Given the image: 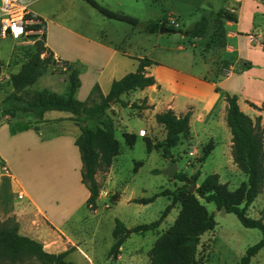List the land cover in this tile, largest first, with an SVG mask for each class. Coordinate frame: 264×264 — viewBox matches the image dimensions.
<instances>
[{"label": "rangeland", "instance_id": "rangeland-1", "mask_svg": "<svg viewBox=\"0 0 264 264\" xmlns=\"http://www.w3.org/2000/svg\"><path fill=\"white\" fill-rule=\"evenodd\" d=\"M97 1L117 12H123L120 9L125 8L126 14L130 15L132 14L130 12L133 14L135 12L139 18L147 21L158 16L162 9L160 4H155L152 0H141L139 4L134 0ZM261 1L245 0L241 4L232 3V6L235 5L238 10L241 6L244 7L245 12L241 21L245 29L248 30L249 24L253 21L255 27L261 26L264 31V17L258 13ZM31 9L44 14L49 30L47 40L50 45L63 56L72 59L70 63L79 70V73H87V76L84 77L85 84L78 90L76 98L80 101L89 100L92 91L87 89V80L91 82L96 76L93 62L88 60L90 53L96 51L97 48L92 41L103 38L107 42H113L112 44L122 45V39L131 32L130 24L105 17L86 0H39L31 6ZM184 13L182 17L177 18L181 24L179 29L183 31L202 18L200 14H196L197 17L194 20L191 18L195 15L194 9H186ZM162 37L161 44L165 48L155 49L156 53L167 56V62L175 64L178 68L192 69L195 74H200L207 68L206 62H208L213 70L217 71V74L225 76L230 73L228 61L235 66V70H232L233 73L240 74L247 70L244 59L236 61L239 56L237 52L239 45L233 40H231V46L236 50L225 51L223 54L221 44L214 50H203L208 49L209 36L201 40L196 48L191 46V38L182 36L181 32L164 33ZM39 40H45L43 31L35 30L29 32L23 39H18L14 35L0 39V73L3 72L4 77V80L0 82V102L6 94L13 90L10 84V75L18 72L21 65L35 51V45ZM154 41L155 38L147 40L144 36L131 35L127 43L123 45L135 55L146 56L152 50ZM254 46L255 44L249 46L243 37V52L248 54L253 52V55H250L252 60L258 64L264 63V50ZM46 55L47 53L43 54V56ZM79 58H84L88 63L83 65L78 61ZM46 69L58 72L62 76L68 73L67 65L64 63L56 65L50 63ZM256 73L260 74L258 71ZM59 77L58 75L45 74L36 82L34 88H55L59 93L66 92L67 87L63 89L64 83L59 80ZM48 80H55L57 83L51 85L47 83ZM258 82L260 86L256 88L252 86V92L259 91L264 86V78L259 79ZM28 91L33 93L31 88ZM96 95H94V99L98 101ZM179 100L183 102L185 99L181 96ZM111 105L108 114L115 120L120 151L114 157L110 168L98 172L97 179L101 184L100 196L102 197L97 201V209L93 210L85 204L71 219L66 230L83 242L81 246L85 252L91 254L93 249L88 251L87 247L94 248L95 256H90L95 260V264H151L150 251L152 247L156 240L175 223L182 210V200L188 192L194 193L201 183L213 173H218L220 180L228 183L231 190L247 181L248 176L235 163L232 133L228 127L226 115L223 120L222 111L216 115V122H218L216 125L210 126L208 130L202 128L200 130V126L195 125L194 131L190 130L189 133L181 136L180 142L173 148L172 154L167 155L164 150L166 139L164 126L156 122L151 123L142 116V109L147 106L145 100H134L132 111L122 110L123 106L115 101ZM117 109H120V113L117 112ZM66 115H71V113L51 111L47 117L57 118L66 117ZM260 118L261 125L264 127V120L262 117ZM29 119L35 120L33 116H29V118L3 123L0 117V160L4 161L3 153L7 150L12 153L14 151L4 141L2 129H7L10 125L13 127L23 125ZM253 119L256 121L258 116ZM51 123V125L42 128L43 133L52 137L51 140L54 141L48 142V145L53 146L51 155L47 157L39 155V151L32 148L35 142L31 141L29 143L31 153L29 146L24 144V147H18L13 161H5L9 172L14 173L15 166L17 169L15 172L20 180L35 191L44 186L46 181L64 186L68 180L79 181L82 178L83 162L73 136L66 134L69 132L67 120L62 119ZM88 125L92 129H96L99 122L90 120ZM142 130H145L146 133L143 134ZM59 134L63 135L58 136ZM128 134L132 136L127 138L125 135L128 136ZM148 141L150 142L149 146H147ZM208 147H212V150L208 157L203 159L204 151ZM33 152L38 153L32 155ZM41 157H44L49 166L54 163L53 168L46 171L47 174L39 168ZM50 161L54 162L49 163ZM170 163L177 166V173L171 177L163 173ZM179 173L186 175L187 179L177 178ZM193 182L196 183V187L195 191L191 192L189 188ZM154 195H158V197L151 203L142 204L139 202L141 199ZM174 196L179 197L180 200L162 220L158 228L147 232H132V229L140 224L158 220L167 206L172 203ZM200 201L206 205L208 211L214 215L217 221L215 229L206 232L201 237L198 247V258L201 263L240 264L247 248L262 239V231L258 228L245 227L236 214L223 209L218 210L214 202H207L205 199H200ZM247 214L264 220V188L249 207ZM118 219L127 227V238L121 248L122 257L117 260L110 255V250L115 243L113 230ZM73 259L80 264L87 263V260L79 253H76ZM24 264L40 263L27 261ZM250 264H264V249L253 257Z\"/></svg>", "mask_w": 264, "mask_h": 264}, {"label": "trees", "instance_id": "trees-1", "mask_svg": "<svg viewBox=\"0 0 264 264\" xmlns=\"http://www.w3.org/2000/svg\"><path fill=\"white\" fill-rule=\"evenodd\" d=\"M86 1L105 17L128 23L133 27L141 26L149 33H158L161 25H165L172 30L187 34L191 38L192 45L197 39L209 36L208 49H203L207 51L216 49L219 44L224 46L219 41L221 34L224 33L223 20L236 21L237 19L233 12L222 9L211 17L203 15L200 20L183 31L170 26L167 22L168 16L141 22L138 18L124 12L114 11L97 0ZM30 18L37 21L36 24L31 25L30 29L43 31L45 42L37 41L32 55L21 65L18 72L10 75L13 90L0 102V113L11 118L33 116L38 121H42L45 113L51 110L70 112L73 115L72 119L81 129L76 144L83 162L82 182L90 193L87 204L91 209H97V201L101 193V184L97 179L98 172L110 168L114 157L120 151L115 120L108 114V109L111 108L112 101L120 103L123 107L128 106L129 103L122 99L123 95L154 85L156 79L147 74L146 68L155 62L147 57L139 58V67L135 72L114 80L107 95L102 93L99 86L95 87L87 101H80L76 98L81 87L80 73L77 68L70 65L67 66L69 85L66 94H59L48 89L30 93L28 90L47 70V65L58 64L54 53L46 46L47 29L44 19L33 13ZM44 53L47 55L43 56ZM95 94H97L98 101L94 99ZM238 100L237 95H226V120L232 133L235 163L248 176V180L231 190L228 183L220 180L218 173H213L201 183L194 193L188 192L182 200V210L175 223L156 240L152 247L151 264H202L198 258L201 237L206 232L214 230L217 221L200 199L214 202L218 210L223 209L236 214L245 227L258 228L262 231V239L247 248L240 264H250L253 257L264 249V220L247 214L249 207L264 188V127L261 125V118L258 117L255 121L241 109ZM250 105L260 110L264 109V105L258 107L252 102ZM191 116V111L179 116L172 109L156 115V122L163 125L166 130L164 150L167 155L172 154L181 136L190 132ZM90 120H98L99 126L92 129L88 125ZM125 136L129 138L132 135ZM149 143L148 141L147 146ZM211 150L212 147L205 149L203 159L208 157ZM176 177L180 180L187 179L186 175L181 173ZM157 197L158 195H154L141 199L139 202L148 204L155 201ZM179 200V197L174 196L172 203L167 206L158 220L140 224L134 227L132 232H147L158 228ZM126 230V225L118 219L113 230L115 243L110 250V255L115 259L121 254L122 245L126 241ZM72 251L73 248L60 253L48 252L42 242L20 233V225L15 217L7 220L0 219V264H24L27 261L40 264H76L67 260Z\"/></svg>", "mask_w": 264, "mask_h": 264}, {"label": "crops", "instance_id": "crops-1", "mask_svg": "<svg viewBox=\"0 0 264 264\" xmlns=\"http://www.w3.org/2000/svg\"><path fill=\"white\" fill-rule=\"evenodd\" d=\"M39 1V0H38ZM37 1V2H38ZM135 3L139 4L141 0H134ZM155 4L162 6L161 13L158 14L154 19H162L165 16L173 15L176 19L182 17L186 9H194L195 15L191 18L194 20L197 15H208L213 16L214 13L226 9L233 12L236 15V21L224 19L223 28L224 33L221 34L219 41L224 45V52H231L236 50L231 46V40L238 43V58L244 59L247 66V70L243 73L236 74L230 72L225 76L217 74L216 70H213L212 66L207 63V68L200 74H195L192 69H181L175 64L167 62V56L156 53L155 49L165 48L161 44V38L163 34L160 31L158 33L146 32L141 26H131V32L122 39V45L112 44L113 42H107L106 39L100 38L92 41L96 46V51L90 53L88 60L93 62V69L96 71V76L93 81L88 82V91H93L95 87L99 86L102 93L107 95L110 92L112 83L114 80L121 79L125 75L131 72H135L139 67V58H150L155 63L146 68L147 74L152 75L156 79L154 85L148 86L144 89H138L122 96V99L129 103L128 106L122 107V110H133L132 103L136 99H143L146 101L147 106L142 109V116L147 118L151 123L156 122V115L160 112L168 109L174 110L177 115H184L188 111H191V131H194V126L199 125L200 130H208L210 126L216 125L217 113L222 111L223 120L227 113V101L226 95H237L239 105L241 109L249 114L252 118L255 116L262 117L264 120V109L260 110L250 105V102L256 104L258 107H263L264 104V86L259 91L252 92L251 87H259V79L264 78V63H259L252 60L250 55L243 52V37L247 40L249 46L255 44V48L264 50V31L260 27H255L253 21L249 24V29L243 27L241 21L244 15V7L240 9L232 3L241 4L245 0H152ZM36 3V2H35ZM34 3V4H35ZM33 4V5H34ZM121 11H127L125 8H121ZM33 14H36L46 20L44 14L40 11L32 10ZM125 13V12H124ZM133 17L138 18L137 14L130 12ZM258 13L261 17H264V0L260 2L258 6ZM135 15V16H134ZM153 19V18H151ZM148 19V20H151ZM113 20V19H111ZM46 23V21H45ZM194 24V23H193ZM192 24V25H193ZM47 35H46V46L54 53V58L57 63H64L67 66H73L70 62L72 59L67 56L60 54L53 46L48 42V26L46 23ZM132 36H144L145 39L151 40L155 38L152 50L147 53L146 56H138L133 54L123 44L127 43V40ZM187 36V34H182ZM88 39V38H85ZM204 39H197L192 47L196 48V45ZM256 42V43H255ZM258 45V46H257ZM211 51V50H210ZM171 58V57H170ZM166 59V60H165ZM66 60V61H65ZM78 61L85 65L88 63L84 58H79ZM230 66V62L227 61ZM19 71V70H18ZM260 72V74L256 72ZM45 74L58 75L59 80L64 83L63 89L67 87L68 91V75L62 76L58 72L45 70L43 75L38 79L40 80ZM87 73L83 74L80 72L81 87L85 84L84 77ZM4 80L3 72L0 73V82ZM38 80L36 82H38ZM219 80V81H218ZM218 81V82H217ZM30 87L33 91H40L48 89L53 92H57L55 88H39L35 89L34 85ZM48 84L55 85L57 81L48 80ZM262 86V84H261ZM80 89V88H79ZM65 91V90H64ZM66 92L59 94H66ZM262 91V93H259ZM6 94L2 100L7 96ZM184 97V101L181 102L180 97ZM1 100V101H2ZM129 100H131L129 102ZM58 111V110H51ZM48 111L42 121L27 120V122L20 126L13 127L8 126L7 129H2V137L6 143L9 144L14 151L10 150L4 152V162L10 161L15 158L18 147H24V144H29L34 141L35 144L32 148L37 149L38 152H33L32 155L49 156L53 152V146L48 145V142L52 141V137L47 136L43 133L42 128L51 125L52 121H60L62 119L67 120L69 132L66 134L72 135L76 141L77 137L81 134L80 127L72 119L73 115H66V117L48 118ZM66 112V111H62ZM120 113V109H117ZM70 113V112H68ZM0 117L4 122H12L16 119L29 118V116L11 118L8 115H2ZM157 123V122H156ZM225 124V123H224ZM131 133V132H130ZM63 135L59 134L58 136ZM54 137V136H53ZM39 148V149H38ZM52 148V149H51ZM80 152V151H79ZM81 156V155H80ZM40 169L44 173L50 171L53 168L47 164L44 157L39 160ZM57 164V162H56ZM17 169L14 166V173H5L2 180L1 192H0V219L7 220L11 217H15L20 225V233L36 239L43 243L44 248L48 252L60 253L69 248H73V251L68 255L67 260L80 264L77 260L73 259L76 253H79L81 257L87 260V263L83 264H95V260L90 255L95 256L94 248L87 247L88 251L91 250V254L85 252L82 248V241L74 237L72 234L67 232L66 227L73 219L74 215L87 204L89 198V190L87 186L82 182V178L79 181L68 180L64 186L54 185L46 181L44 186L39 187L38 191L32 188H28L17 176ZM47 174V173H46ZM19 192H24V198L18 197ZM102 196L99 197V199ZM120 254L117 258L120 259Z\"/></svg>", "mask_w": 264, "mask_h": 264}, {"label": "built area", "instance_id": "built-area-1", "mask_svg": "<svg viewBox=\"0 0 264 264\" xmlns=\"http://www.w3.org/2000/svg\"><path fill=\"white\" fill-rule=\"evenodd\" d=\"M37 1L38 0H0V39H5L10 35H14L18 39H23L29 32L34 31L30 29V27L36 24L37 21L31 19L30 15L32 14L31 6ZM167 22L175 29L181 27V24L173 15L167 17ZM229 68V72L234 70L233 66ZM142 133L145 134L146 131L142 130ZM8 172V166L4 161L0 160V192L3 176ZM24 196V192L18 193L20 199L24 198Z\"/></svg>", "mask_w": 264, "mask_h": 264}, {"label": "water", "instance_id": "water-1", "mask_svg": "<svg viewBox=\"0 0 264 264\" xmlns=\"http://www.w3.org/2000/svg\"><path fill=\"white\" fill-rule=\"evenodd\" d=\"M160 32L161 33H177L178 31L176 30H172L170 29L169 27L165 26V25H161V28H160ZM113 103V101H112ZM163 173H166L168 176H174L176 173H177V166L176 165H173L172 163H170L168 165V167H166L164 170H163ZM195 187H196V183H192V185L190 186V191L191 192H194L195 191Z\"/></svg>", "mask_w": 264, "mask_h": 264}]
</instances>
